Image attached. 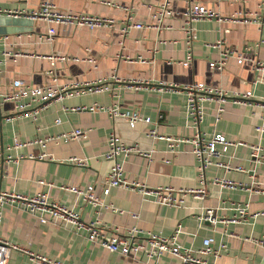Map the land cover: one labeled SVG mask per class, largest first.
<instances>
[{
	"label": "crops",
	"instance_id": "obj_1",
	"mask_svg": "<svg viewBox=\"0 0 264 264\" xmlns=\"http://www.w3.org/2000/svg\"><path fill=\"white\" fill-rule=\"evenodd\" d=\"M45 1L55 4L61 12H83L111 16L117 20L113 28L89 29L80 26H56L52 42L42 40L49 24L43 19L16 16L5 10L37 12ZM163 0H0V93L13 89L16 78L35 86L92 83L103 80L102 92H81L68 88L64 99L52 101L37 119L21 116L18 107L30 100L3 102L0 99L2 125L0 143V192L32 196L45 193L49 200L73 208L83 221H99L111 236L137 226L144 232L169 236L180 226L179 243L185 248L200 249L206 238H213L212 251L202 255L211 264H264V22L251 24L220 23L217 19L194 22L196 33L188 43L186 18L183 11L190 4H202L215 9L221 16L258 14L264 18V0H173V14L159 22L154 13ZM152 8V9H149ZM142 23L143 28L123 32L127 24ZM221 44L222 47L215 46ZM10 55H5V52ZM223 51L241 53L252 61L239 63L235 56L222 59ZM17 52L22 55L17 56ZM66 56V60L59 57ZM192 56L190 64L183 63ZM51 57H58L56 59ZM80 58L79 61L75 60ZM222 61L220 69H211L210 62ZM112 75L120 80L112 79ZM168 85L182 87L193 82L223 88L233 92L253 91L255 97L244 102L228 101L219 120L217 100L202 101L204 119L195 126L185 109L183 90L171 91ZM83 87H86L84 85ZM163 89V90H161ZM29 110L38 106L31 102ZM104 109L91 110L90 107ZM137 110L142 118L130 127L123 117H115L110 108ZM76 107H87L74 111ZM12 116V119L8 117ZM60 119V123L57 120ZM80 128L81 138L70 141L51 140L46 145L35 143L15 148L14 140L46 139ZM157 129L159 135L192 138L201 132L205 138L223 134L228 140L248 146L231 147L221 158L233 167L242 165L246 172L213 166L206 170V196L192 193L182 197L179 205L160 204L153 197H144L138 190L112 187L109 195L103 190L112 161L105 158L109 140L136 148L120 155L124 178L141 182L150 188H200L199 160L191 143H182L179 152L170 151L166 139L149 135ZM251 145H260L262 161L256 163ZM136 150H138L136 152ZM152 151L151 157L140 152ZM46 153L44 159L30 154ZM25 157L19 162L8 158ZM87 159L78 165L71 158ZM215 177H227L248 186L231 190L213 183ZM95 185L96 193L107 205L97 207L82 195L70 191ZM248 204L247 219L234 223L227 220L237 214L238 206ZM205 208H214L219 221L203 220ZM0 241L16 244L33 254L60 260L68 264H145L143 253L124 256L111 252L89 238V231L53 219L42 223L40 213L32 214L21 204L0 207ZM131 213H139L135 219ZM224 220V221H223ZM144 237L138 235V239ZM7 264H41L28 252L12 249ZM158 264H181L170 253L163 254Z\"/></svg>",
	"mask_w": 264,
	"mask_h": 264
},
{
	"label": "built area",
	"instance_id": "obj_2",
	"mask_svg": "<svg viewBox=\"0 0 264 264\" xmlns=\"http://www.w3.org/2000/svg\"><path fill=\"white\" fill-rule=\"evenodd\" d=\"M173 0H163L160 8L157 9L154 13V18L159 22L163 19L164 16H170L173 14L171 9V3ZM149 9H152L149 7ZM3 10L0 9V13ZM5 12L12 13L16 16L25 15L31 17L32 19H43L49 24L47 35L42 37V40L47 42H52L54 36L57 32L56 26H80L86 27L89 29L96 28H113L117 26V20L111 16H102V15H93L83 12H61L57 10L55 4L51 1H45L40 9L37 12L26 13L22 11H11L5 10ZM186 18V31L188 43H191L196 36L193 24L199 20L206 19H217L220 23L231 22L234 24H251V23H263L264 18L260 19L255 13L251 14H238L237 16L224 17L219 14L215 9L202 4H190L183 11ZM142 23L132 22L127 24V26L122 29L125 33L131 28H143ZM215 46L222 47L221 44H215ZM5 55H10V52H5ZM17 56L22 55V52H17ZM228 56H235L239 63L245 61H252L251 58L247 56L233 52V51H223L222 59H225ZM58 58V57H51ZM59 59L66 60V56L59 57ZM192 56H189L188 59L183 63L184 66H188ZM75 60L79 61L80 58ZM211 69H220L222 66V61L219 62H210ZM258 69L264 71V63H258ZM114 80H120L118 76L112 75L111 77ZM103 80H96L92 83L74 82L70 84H63L60 86L56 85H46V86H35L27 83L24 79L16 78L13 81V89L6 93H0V99L3 102L10 101H21L24 99H29V103L22 104L18 107L19 114L25 117H32V119H37L40 112L48 107V105L54 100H61L69 94L68 88H71L73 91L81 90V92H102L106 89L105 85L102 84ZM162 86H167L171 91H177V89L183 90L186 94V104L185 109L188 116L193 119L195 126L200 125L204 119V109L202 101L205 99L208 100H217L220 105L218 107V117L220 119L222 113L224 112L223 104L230 101L233 102H244L247 103L248 100H251L254 96L253 91L249 90L246 92H233L230 94L227 90L223 88H214L207 86L204 82H193L185 84L182 87L168 85L167 81H163ZM86 85V87H83ZM163 90V89H161ZM37 102L38 106L29 110L31 102ZM87 107H76L73 108L74 111L84 110ZM91 110L95 109H104L99 107H90ZM110 113L115 117H123L129 121L130 127H135L139 121L149 122L150 118H142L140 113L137 110L132 111H121L119 107L115 106L110 108ZM12 119V116L8 117ZM57 123H60V119L57 120ZM2 125V117L0 116V131ZM259 132H263L264 128L258 127ZM85 135V131L77 128L70 132L62 133L58 136H53L46 139H35L30 141H23L19 138H15L14 147H24L27 145H32L39 143L41 145H46L51 140L56 141H70L73 139L81 138ZM149 135L155 139H166L170 143V151L174 154L179 152L180 144L182 143H191L192 151L199 160V176L202 182V187L200 188H174L172 186H164L158 188H150L141 182H130L124 178V166L123 162L119 160L120 155H128L130 152H134L136 148L126 146L122 142H118L116 136H112L109 140V149L104 154L105 158L112 161L111 170L106 178V186L103 190L105 195H109L112 187H123L131 190H138L146 198L153 197L154 200L160 204L165 205H179L183 202L182 197L176 196V193L182 194V196L192 193L197 197L205 198L206 196V170L213 167H225L226 170H237L240 172H246L242 165L232 166L230 163L223 162L221 158L225 156L231 147L238 146H248L243 142H234L228 140L223 134H216L210 138H205L201 132L196 133L192 138L185 137H174V136H164L159 135L157 129H151ZM252 156L256 163H260L262 158L260 157L261 146L260 145H251ZM138 150H136L137 152ZM141 154L151 157L152 151L149 152H140ZM47 156L46 153L40 155L30 154V158H40L44 159ZM24 155H19L17 158H8V161L19 162L20 159L24 158ZM2 158L1 152V143H0V159ZM71 161L78 165H86L87 159L74 157L71 158ZM215 185L220 186L221 188H228L231 190L244 189L248 185L244 182H238L227 177H215L213 179ZM264 183V182H263ZM95 185H89L87 188L82 189L78 186H71L70 191L74 192L77 195H82L88 202L94 206L101 207L107 205L96 193ZM19 203L26 210L32 214L40 213V220L42 223L48 221V216L53 219H59L63 222L71 223L79 229H86L89 231V238L92 242L98 243L111 252H117L124 256H134L139 253H143L145 256V264H158L160 257L165 253H170L174 257L178 258L181 261V264H211L201 258L202 255L210 253L213 249L211 247L213 238H206L204 240V246L200 249L185 248L182 246L178 237L181 232L180 226L175 230V232L169 236L162 234L144 232L137 226L126 229L123 232L119 231V228L116 229L113 235L108 236L106 234V229L100 227L99 221L86 222L83 221L80 217V214L75 211L73 208L66 206L57 201L49 200L48 195L45 193H38L32 196L19 194V193H7L0 192V207L9 203ZM248 204L246 206H238L237 214H235L231 219L227 220L229 222L239 223L247 219ZM135 219L140 218L139 213H131ZM259 215H264V212H256L252 214V217H257ZM203 220H208L211 223L216 224L219 221V218L216 216V211L214 208H205L203 215H201ZM3 214L0 210V221H2ZM224 221V220H223ZM143 234L144 237L138 239V235ZM262 246H264V239L258 241ZM12 249L22 250L28 252L35 259L40 261L41 264H68L60 260H53L46 256L39 254H33L28 250H24L16 244H11L5 240L0 241V264H7L9 253Z\"/></svg>",
	"mask_w": 264,
	"mask_h": 264
}]
</instances>
